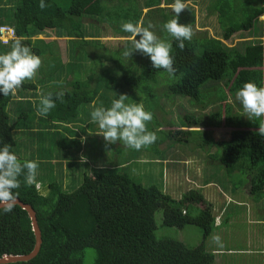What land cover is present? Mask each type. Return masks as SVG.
Wrapping results in <instances>:
<instances>
[{"label":"trees","instance_id":"obj_1","mask_svg":"<svg viewBox=\"0 0 264 264\" xmlns=\"http://www.w3.org/2000/svg\"><path fill=\"white\" fill-rule=\"evenodd\" d=\"M189 1L184 0L185 3ZM262 1H258L257 8H252L248 0H244V21L228 28L220 39L210 36L207 30L195 29L196 10L194 6L187 4L188 8L179 14L178 21L191 25L194 35L191 41H185L183 50L178 47V41H172L171 55L177 69L174 76H180V80L169 86L172 95L199 101L201 88L205 84L210 81L223 82L224 90L229 94L224 93L220 98L214 96L202 109L201 117L184 115L188 125L184 127L190 130L177 132L172 127L169 136L183 135L186 138L179 141H185L187 146L192 145L190 142L194 143L196 139L197 145L203 148L216 145L221 150L220 164L227 171L223 179L231 178L237 170L246 173L249 177L250 197L255 196V199H262L264 195V136L258 133V122L247 123L238 113V103L234 101L237 91L244 83L254 82L258 86H264V46L262 40H256L239 51L236 45L230 47L225 42L256 28L260 18L264 16V7L260 4ZM174 2L175 0H145L140 7L137 0H45L50 7L42 10L39 7L40 0H19L17 5L2 8L13 11L0 13V27H14L17 39H22V43L30 47L35 55L45 57L46 60L36 74L37 82L24 81L17 89L19 97H15L16 94L5 97L0 93V145L10 144L11 150L17 155L16 149L21 143L14 135L15 132L24 134L27 140L24 145L26 155L24 159L17 156L22 162H38L37 173L43 188L48 192L46 195L42 194L35 184L29 187L23 183L15 190L19 192L18 199L31 205L36 211L42 233L39 255L29 262L15 264H84L87 249H93L96 253L93 264L215 263L217 253L207 251L205 243L219 228L216 226L218 216L200 190H187L180 199H175L157 185L145 186L140 183L135 176L125 171V167L120 166V162H110L103 147L95 149L100 150L99 153L89 155L93 153L89 149L91 145L102 144L98 137L88 133V130H100L96 123L90 121L93 109L90 107H110L114 100L113 93L116 94L115 99L126 94L128 101L138 102L150 86L157 83L159 74L167 73L164 69H155L150 57L142 69L137 68L134 73L131 72L129 66L116 60L115 54L122 49L110 51L99 40L102 36L90 30L95 25L97 30L102 21L109 25L119 20L130 21L142 26L146 22L145 18L154 11L161 13L159 17L163 18L158 24L155 22L154 26L164 25L176 18L175 14H169L165 10L171 9L173 12L170 5ZM111 7L118 9L116 18L111 17ZM208 8L207 6L206 9ZM219 9L214 4L208 13H219ZM144 10H147L145 14ZM86 18L97 24L85 23ZM203 27L202 24L201 29ZM50 34L68 39V45L72 46L73 61L63 63L55 41L47 42L48 40L39 38L40 35ZM124 37L128 38L127 43L133 41L131 33ZM15 40L9 45L0 42L2 53L11 49ZM94 45L100 53L97 52L96 58L92 59L91 53L84 54L82 48ZM88 62H94V67L98 69H94L95 72L92 73L84 71ZM107 63L112 66L108 67ZM115 66L123 72L121 78L116 73ZM98 70L100 73L95 74ZM49 83L60 86L46 90L43 96L52 93L55 99L59 92L64 95L62 99H56V107L46 117L38 116L37 107L42 96L35 92L40 86L45 87ZM221 86L222 84H211L205 89L206 92L209 88L216 91ZM129 89L132 90L131 93L127 92ZM25 93L30 95L26 97ZM12 104L15 105L17 114L15 121H12L9 110ZM205 111L211 114L206 116ZM221 128L228 129L227 138L219 132ZM155 133L163 131L156 130ZM197 133L203 134L206 139H199ZM47 140L52 141L53 147L57 144L63 150H86L84 158L87 160L84 159L82 162H86L81 166H88V159L92 161V173H85L82 183L71 188L73 191L64 186L56 170L54 152L47 155L40 151L41 146H34ZM163 143L158 137L153 145L146 147L149 150L158 146L157 150L148 153L161 156L162 149L159 147ZM119 147L117 145L114 149L121 154ZM58 157L62 158V155L58 154ZM105 157L107 160H103ZM167 157L170 159H161L166 161L164 167L174 172L183 169L182 165L186 167L188 162L183 154L181 158L178 154ZM68 166L71 168L69 164ZM180 180L184 181L182 177ZM216 181L229 187L224 180ZM211 182L205 179L204 184L211 185ZM231 191L237 194V186H233ZM159 210L163 212V226L178 229L196 226L203 231V243L198 247L188 248L177 240L157 239L155 215ZM35 243L31 220L25 210L20 206H14L10 213L0 210V257L6 254H29Z\"/></svg>","mask_w":264,"mask_h":264},{"label":"rangeland","instance_id":"obj_2","mask_svg":"<svg viewBox=\"0 0 264 264\" xmlns=\"http://www.w3.org/2000/svg\"><path fill=\"white\" fill-rule=\"evenodd\" d=\"M137 1L140 7H142L145 0ZM258 1L259 0H248L252 8H257L256 6ZM18 2L19 0H0V13H10L13 10L2 8H8V6H13L14 4L17 5ZM243 3L244 0H197V2L190 0L186 4H190L195 7V29L207 30L210 36L220 39L219 37L223 38L228 28L244 21L242 12L244 6ZM214 4L218 7V9L220 7L219 13H208V10H210V7ZM260 4L262 7H264V0L260 2ZM207 6L209 7L208 10L206 9ZM111 9L113 8L111 7ZM165 10L169 14H175L171 11V9ZM111 12V17L116 18L118 9H113ZM146 12L147 10H144V14ZM160 15L162 14L156 11L150 12V14L145 18V24L142 23V26L147 27L149 24H152L153 28L150 30H152L159 38L165 39L167 42L172 44L174 38L164 30L163 25L159 24L154 26L155 22L158 24V21L163 20V18L159 17ZM96 21L100 23L99 19ZM84 22L87 24H97L96 22L87 18L84 19ZM102 22L103 23H100V25L98 24L101 30H99V28L96 30L97 26L95 25L90 31H92L94 34L102 36L99 38V40L110 51H116L117 48L122 49V51H119V53L115 54L116 60H118L119 63L129 66L131 72L134 73L137 68L142 69L143 65L148 59V56L142 54L139 50H135L133 41L127 43L126 40L128 39L124 36H129L130 33L124 32L122 30L121 25L124 22H121V20L114 21L112 25H109L105 21ZM202 24L204 26L203 29H201ZM256 34H258L256 40H260V37L264 35V26L262 22H259L256 28L242 33L241 35L244 39H240V36H238L237 39L235 37L230 42H224L230 47L236 45L239 51H243L244 48L248 46V44H251ZM39 38L48 40L47 42H50L51 40L55 41L59 51L58 53L60 54L63 63H68L70 60L73 61L71 58L72 46L71 44L68 45L69 41L67 38H58L53 34L48 36L40 35ZM139 38L140 37L138 36L137 39ZM126 46H128L127 50L133 51L131 56L125 57L122 55V52L124 51L123 48ZM8 51H10V49H6L4 53ZM82 52L84 54L91 53V58L95 59L97 52L100 53V50L96 49L94 45L91 48H82ZM0 54H3L2 50H0ZM40 58L42 60L41 66H44L46 62L45 57ZM107 66L111 67L112 64L107 63ZM94 69H98L97 67H94V62H88L84 71H91L92 73L95 72ZM114 69L121 78L123 76V72L118 70L116 66ZM99 73L100 72L98 70L95 74ZM37 77L38 75L35 76L33 80L34 82H37ZM63 78L64 77H62V80ZM179 80L180 76H170L167 73L161 72L159 74L157 83L152 84L149 90H147L145 94L142 95V100L140 99V101L134 102L136 104L143 103L145 110L150 111L153 114L152 121L147 124L148 130L153 132H156V130L157 132L163 131V133H156L157 137H159L160 140L164 142L163 145L159 147L162 149L161 156L148 153L156 151L158 146H154L149 150H147L148 148H143L144 150L141 149L137 151L135 149L125 147L122 142L109 145L104 140L103 136L99 135L101 130L96 132L88 130V133L91 134V136L98 137L99 141L102 142V144L97 143L91 145L89 149L93 153L89 155L91 156L94 153H99L100 150L95 149H97L99 146L103 147L105 152H107L106 156L110 162H120V166L125 167V171L135 176L140 183L145 186L152 184L157 185L163 190V192L170 194L175 199H180L182 195L187 192V190H200L205 199L210 204H212L214 208V214H217L218 216L216 220V226L219 228L215 230V232L207 239L205 243L207 251H215L214 253H217L214 264H264V225L261 223L262 219H264V195L261 197L262 199H255V196L250 197V184L248 182L249 177L246 173L240 170L235 171L231 178L223 179L224 176L227 175V171L226 168L220 164L219 160L221 150L216 145L212 144L203 148L197 145L196 139L194 143L190 142L192 145L187 146L185 141H179V139L184 140L186 138L183 135L173 134V136H169V131L172 127L174 130H177V132L180 130H190L189 128L184 127L187 125L184 115L192 114L195 117H201L202 109L204 106L210 103L212 99H214V96L216 98H220L224 96V93L226 95L229 93L227 90H224L225 85L223 82L210 81L201 88V99L199 101H196L192 98L172 95L169 92V86L178 82ZM211 84H222V86L216 91L209 88V90L206 92L205 88ZM59 86L60 85L57 83H49L45 87L40 86L35 94L43 96L42 94H44L46 90L55 89ZM127 92L131 93L132 90L129 89ZM113 94L114 97L112 98L115 99L116 94ZM29 95V93H25L26 97ZM17 96L19 97V95H16L15 97ZM232 99L233 98L231 97L230 100L233 103ZM234 102L238 103L237 111L245 118V121H250L252 124L257 122L259 123V121L255 119L252 121L247 118V114L244 112L243 107L237 98H235ZM126 103L131 102L127 101ZM90 108H93L92 111L94 110L93 105ZM14 109L15 105L12 104L9 107V110L12 113V121L17 119V114H15ZM207 113V111L204 112L206 116L211 114ZM199 130L203 131L204 129ZM207 130L211 132V130ZM227 130L228 129L221 128L219 129V132L227 138ZM14 136L16 139H19L18 141L21 143V146L16 149L17 155L24 159L26 155L24 145H26L27 140L24 138V134L21 132H15ZM197 136L199 139H206L203 134H198ZM164 138L165 140L163 141ZM199 143H201L200 140ZM38 144L34 146H41L40 151H43L47 155L49 152H54V157L56 158V170L59 173L64 186L69 189V191L74 190L71 189L73 186H79L82 183L85 173H92L94 165L90 159H88V166H81L86 161L82 162L80 157H83V160H87L86 157L84 158L86 150H82L81 152L76 151V149L63 150L60 149L57 144L53 147L51 140H47V142L45 141L39 145ZM117 145L120 146L118 150H121V154H118L114 149ZM213 146L215 147L212 148ZM167 147L170 149H166ZM184 149L185 152L183 153ZM58 154L62 155V158L58 157ZM165 154H168L167 156L178 154L180 158L183 154L185 161L188 160L186 167L182 165L183 169L177 172L165 169L164 165L166 164V161L161 159H170ZM103 160H107V158L105 157ZM68 164L71 166V168L68 166ZM184 170H186V172ZM188 171L189 173H187ZM181 177L185 182L180 180ZM205 179L212 181L209 188L208 186H204ZM216 179L220 181L224 180V182L228 183L229 187L222 185L221 183L223 182L219 183L216 181ZM202 186L204 189H201ZM233 186H237V194L232 193L231 189ZM41 191L45 195L48 193L43 189H41ZM236 205L238 207H236ZM155 220L157 225L156 238L159 240H177L184 243L188 248L198 247L204 241L203 231L196 226H186L184 229L168 228L163 226L162 210L157 211ZM216 236L220 238L219 243L214 240V237ZM229 250H231V252ZM95 258V251L93 249H87L84 254L83 263L93 264Z\"/></svg>","mask_w":264,"mask_h":264},{"label":"clouds","instance_id":"obj_3","mask_svg":"<svg viewBox=\"0 0 264 264\" xmlns=\"http://www.w3.org/2000/svg\"><path fill=\"white\" fill-rule=\"evenodd\" d=\"M39 7L43 10L50 5L46 4L45 0H40ZM170 7L176 18L167 21L163 28L178 41V47L183 50L185 41H191L194 35L191 25H184L178 21L179 14L188 8V5L184 0H175ZM121 28L124 32L132 34L134 49L150 57L155 69H164L170 76L176 74L177 69L174 67V58L171 55L172 45L150 30L153 28L152 24L143 27L140 23L129 21L122 23ZM132 52L125 47L122 55L128 57ZM41 65V58L23 44L22 39H16L10 51L0 54V93L5 97L14 96L24 81L34 80ZM63 95V92H59L55 99L52 93L42 96L37 107V115L46 117L56 107V99H62ZM236 98L241 103L247 118L259 121L258 133L264 136V86L246 82L237 91ZM128 99L126 94H122L118 99L112 100L110 107H94L90 113L91 121L98 125L101 130L99 135L103 136L107 144L122 142L125 147L139 151L153 145L158 137L147 127L153 119V114L145 110L143 103H126ZM80 159L83 161L82 157ZM38 167L36 160L22 162L11 150L10 144L0 145V209L5 213L13 211L19 197V192L15 190L19 189L22 183L29 187L35 184L36 189L44 194L41 191L45 189L37 173ZM214 240L220 242L218 236L214 237Z\"/></svg>","mask_w":264,"mask_h":264},{"label":"water","instance_id":"obj_4","mask_svg":"<svg viewBox=\"0 0 264 264\" xmlns=\"http://www.w3.org/2000/svg\"><path fill=\"white\" fill-rule=\"evenodd\" d=\"M15 206H20L23 210L28 213V216L31 220L32 230L36 238L35 247L31 253L26 255H3L2 257H0V264H15L19 262H29L32 259L36 258L41 251L42 233L38 224L36 211L31 205L22 202L20 199H18Z\"/></svg>","mask_w":264,"mask_h":264},{"label":"built area","instance_id":"obj_5","mask_svg":"<svg viewBox=\"0 0 264 264\" xmlns=\"http://www.w3.org/2000/svg\"><path fill=\"white\" fill-rule=\"evenodd\" d=\"M15 39H17V34L14 27H9V26L0 27V42L3 45H9L11 41Z\"/></svg>","mask_w":264,"mask_h":264},{"label":"crops","instance_id":"obj_6","mask_svg":"<svg viewBox=\"0 0 264 264\" xmlns=\"http://www.w3.org/2000/svg\"><path fill=\"white\" fill-rule=\"evenodd\" d=\"M263 23V26H264V16H262L261 18H260V23ZM238 37V36H237ZM237 37H236V39H237ZM240 39H244L243 38V36L242 35H240V37H239ZM249 38V37H248ZM256 38H257V35L254 37V39H253V41L255 42L256 41ZM260 40H262V42H263V46H264V35H262V37H260ZM232 43V42H231ZM262 70H263V72H264V67L262 68ZM19 93H17V95H18ZM18 97V96H17ZM247 123H249L250 121H246ZM205 186V185H204ZM208 186V188L210 187V184L209 185H207ZM201 189H204V187L202 186V188ZM229 198V197H228ZM233 202V201H232ZM261 223H262V225H264V219L261 221ZM263 249V248H262ZM261 249V250H262ZM230 252H231V250H229ZM218 252V251H217ZM262 254H263V252H262Z\"/></svg>","mask_w":264,"mask_h":264}]
</instances>
